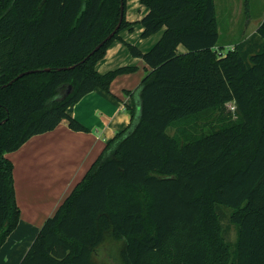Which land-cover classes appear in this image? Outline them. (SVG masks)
<instances>
[{
    "label": "trees",
    "instance_id": "trees-1",
    "mask_svg": "<svg viewBox=\"0 0 264 264\" xmlns=\"http://www.w3.org/2000/svg\"><path fill=\"white\" fill-rule=\"evenodd\" d=\"M139 1L142 19L129 22L123 0L119 30L91 54L119 23L121 0H0V248L20 221L6 154L63 121L88 132L68 108L136 70L97 71L120 40L147 66L125 92L130 124L19 264H97L106 242L119 243L121 264H264V20L221 56L215 0ZM135 25L142 38L165 30L143 52L120 37Z\"/></svg>",
    "mask_w": 264,
    "mask_h": 264
},
{
    "label": "crops",
    "instance_id": "crops-1",
    "mask_svg": "<svg viewBox=\"0 0 264 264\" xmlns=\"http://www.w3.org/2000/svg\"><path fill=\"white\" fill-rule=\"evenodd\" d=\"M139 7V16L130 15L127 10L129 22L140 21L146 14V7L142 4ZM263 20L264 17L261 22ZM164 30L142 38V26L135 25L133 31L122 30L120 37L147 52L161 39ZM185 51L179 46L180 53ZM125 66L135 67L136 70L116 77L110 93L95 89L68 108V114L85 126L88 132L73 131L67 121H63L54 130L35 135L18 150L6 154L14 165L20 221L0 248V264L21 262L45 221L81 181L106 143L130 124L131 113L127 106L132 105V99L125 92L140 86L147 73L146 64L142 59L133 57L122 41L116 40L97 63L96 69L104 74Z\"/></svg>",
    "mask_w": 264,
    "mask_h": 264
},
{
    "label": "rangeland",
    "instance_id": "rangeland-1",
    "mask_svg": "<svg viewBox=\"0 0 264 264\" xmlns=\"http://www.w3.org/2000/svg\"><path fill=\"white\" fill-rule=\"evenodd\" d=\"M139 4L141 3L138 0H126V9L130 15H141ZM215 6L220 35L219 47H223V49L219 48V50L225 56L229 49L244 38H247L260 26L259 24L264 17V0H215ZM181 48L184 49L182 46ZM228 107L233 109L232 104L228 105ZM185 125L188 126L190 123L187 122ZM168 132L174 134L176 129L171 128ZM224 209L228 210L229 214L231 213L230 209ZM222 225L225 238L230 243L231 249L234 252L237 241L236 227L231 223L230 218L222 220ZM228 226L230 227L229 236H227L225 230ZM118 248L119 243H104L99 248L96 256L97 264H121L117 254Z\"/></svg>",
    "mask_w": 264,
    "mask_h": 264
},
{
    "label": "water",
    "instance_id": "water-1",
    "mask_svg": "<svg viewBox=\"0 0 264 264\" xmlns=\"http://www.w3.org/2000/svg\"><path fill=\"white\" fill-rule=\"evenodd\" d=\"M123 17H124V4H123V0H121V12H120V20H119V23L117 24L116 28L114 29V31L108 35L100 44H98V46H96V48L91 52V54H93L96 50H98L104 43H106L109 39H111L115 33L119 30L120 26H121V23H122V20H123ZM90 54V55H91ZM89 57V56H88ZM87 57V58H88ZM85 58V60L87 59ZM83 60V61H85ZM75 66H72V67H69V69H72L74 68ZM67 69V68H65ZM45 71H50V69H45ZM31 72H36V71H27V72H24L22 74H20L18 77H22L24 76L25 74H28V73H31ZM7 119H5L3 122H5Z\"/></svg>",
    "mask_w": 264,
    "mask_h": 264
},
{
    "label": "built area",
    "instance_id": "built-area-1",
    "mask_svg": "<svg viewBox=\"0 0 264 264\" xmlns=\"http://www.w3.org/2000/svg\"><path fill=\"white\" fill-rule=\"evenodd\" d=\"M231 49H233V47L231 48ZM217 50H218V52H219V55H223V54H221V52H220V50H219V48H217Z\"/></svg>",
    "mask_w": 264,
    "mask_h": 264
}]
</instances>
